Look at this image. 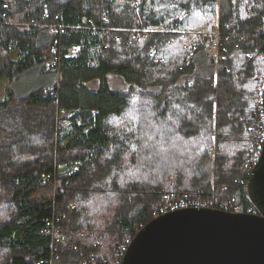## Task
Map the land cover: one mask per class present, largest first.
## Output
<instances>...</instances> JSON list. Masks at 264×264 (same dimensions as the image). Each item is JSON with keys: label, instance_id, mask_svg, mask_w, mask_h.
<instances>
[{"label": "trees", "instance_id": "16d2710c", "mask_svg": "<svg viewBox=\"0 0 264 264\" xmlns=\"http://www.w3.org/2000/svg\"><path fill=\"white\" fill-rule=\"evenodd\" d=\"M32 71L0 103V264H123L182 201L258 213L264 0H0V82Z\"/></svg>", "mask_w": 264, "mask_h": 264}, {"label": "water", "instance_id": "95a60500", "mask_svg": "<svg viewBox=\"0 0 264 264\" xmlns=\"http://www.w3.org/2000/svg\"><path fill=\"white\" fill-rule=\"evenodd\" d=\"M248 192L257 214L185 208L157 216L132 240L123 264H264V146Z\"/></svg>", "mask_w": 264, "mask_h": 264}, {"label": "rangeland", "instance_id": "374dc122", "mask_svg": "<svg viewBox=\"0 0 264 264\" xmlns=\"http://www.w3.org/2000/svg\"><path fill=\"white\" fill-rule=\"evenodd\" d=\"M214 44H212L208 48V53L211 56L213 55L216 56L217 53H214V51L218 52L219 49V47H217L216 49V47H214ZM50 84L51 83H49L47 76L40 75L36 71L26 73L23 77H21V79L15 82H11L8 79H3L0 82V103L10 98V93L8 92L9 90L12 92L13 97L22 98L28 96L31 92L40 88H45ZM110 85L113 90H127L126 83L122 79L117 77H111ZM211 94H212L211 91L202 90L194 96V100L198 104L208 102L211 99L210 98ZM210 169L211 166L207 165L206 170L208 171Z\"/></svg>", "mask_w": 264, "mask_h": 264}, {"label": "built area", "instance_id": "2783aa9c", "mask_svg": "<svg viewBox=\"0 0 264 264\" xmlns=\"http://www.w3.org/2000/svg\"><path fill=\"white\" fill-rule=\"evenodd\" d=\"M215 33L218 34V31L215 30ZM214 47H216V49H217V47H219L218 52L214 51V53H217L216 56H218L221 45L219 43H215ZM213 56H215V55H213ZM56 60L57 59H55L54 62H56ZM260 108H261V111L263 112V115L260 117V122H261V125L259 126V132H260L259 140L260 141H259V145L257 147H258V151L261 153L263 150V146H264V91H263L262 96L260 97ZM185 208H209V207L207 206L206 202L182 201V202H180V204H178L176 206H169L168 208H166L165 212H169V211H173V210H177V209H185ZM237 211H238V208L235 209L234 213H237ZM83 264H87V261H85Z\"/></svg>", "mask_w": 264, "mask_h": 264}]
</instances>
